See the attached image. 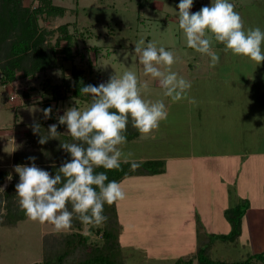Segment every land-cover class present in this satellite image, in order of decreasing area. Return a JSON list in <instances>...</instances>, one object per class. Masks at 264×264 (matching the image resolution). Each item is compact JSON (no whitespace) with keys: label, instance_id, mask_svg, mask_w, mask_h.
<instances>
[{"label":"rangeland","instance_id":"1","mask_svg":"<svg viewBox=\"0 0 264 264\" xmlns=\"http://www.w3.org/2000/svg\"><path fill=\"white\" fill-rule=\"evenodd\" d=\"M55 2L66 6L69 11L63 17L43 22L48 29H55V35L51 37L53 43L61 35L58 27L70 23L69 30L76 33L74 61L80 67L88 71L90 59L92 76L99 83H106L110 76L131 70L140 82L148 84L147 90L142 92L143 98L152 102L163 101L168 108V118L158 128L159 139L144 143L129 140L123 146L125 153L131 152L134 157L157 152L164 155L208 152L211 156L236 152L242 157L239 162H244L240 180L223 170L222 173L228 172L230 178L223 181L219 164L222 165L224 158H210L209 163L217 170L207 180L200 175L196 203L191 201L193 194L192 187L187 184L189 180L177 177L182 171L187 172L185 166L176 167L173 176L168 174L151 182L128 177L124 182L120 181L125 192L118 210L124 224L122 241L126 262L173 264L179 256L192 254L197 220L199 226L205 222L212 233H230L234 227L228 209L244 199L254 210L249 208L244 215L240 237L236 241H218L211 256L234 261L264 252V62L256 66L247 57L225 53L224 45L213 40V49L219 53L220 60L216 67H210L209 57L186 46L178 27L180 0ZM211 2L194 0L191 12L210 6ZM229 2L236 5L235 11L242 17L245 29L260 27L264 30V0ZM71 9L77 12L73 13ZM140 39H144L145 44L153 42L174 53L176 62L171 70L191 83L188 96L195 99V104L187 100L173 103L156 81L143 75V66L134 53L135 43ZM60 62L69 73L72 63L65 62L62 57ZM1 75L0 70V170L11 169L12 179L4 183L7 187L13 182L14 175H18L11 164L14 154L24 147L19 144V135L30 123L42 118V107L36 103L43 98L42 81L61 83L62 69H52L38 78H21L5 85L1 83ZM32 86L38 88L30 90ZM24 91H28L27 94ZM91 99L71 98L57 108L56 115L64 114L73 106L83 111ZM202 181L204 184L200 183ZM4 206L5 203H1L0 219L4 217ZM17 221L15 227L0 225V264L41 262L45 234L70 232L57 233L50 224L29 220L24 212ZM91 236L92 239H101L100 234L92 232Z\"/></svg>","mask_w":264,"mask_h":264},{"label":"clouds","instance_id":"2","mask_svg":"<svg viewBox=\"0 0 264 264\" xmlns=\"http://www.w3.org/2000/svg\"><path fill=\"white\" fill-rule=\"evenodd\" d=\"M193 2L180 0L178 27L186 46L209 57L210 67H216L220 60L219 53L213 49V40L224 45L225 53L247 57L256 66L264 62V30L260 27L245 29L234 3L212 0L210 6L193 13ZM134 53L143 66V75L156 81L173 103L182 100L196 103L188 96L191 83L171 70L176 62L172 51L157 47L153 42L145 44V40L140 39L135 43ZM147 88V82H140L136 73L129 70L110 76L106 83L89 84L80 89V94L91 96L90 105L83 111L77 106L70 107L58 116V124L66 125L67 134L75 141L60 144L70 159L62 162L55 175L38 167L34 156L28 157L30 165L14 167L19 176L15 185L19 207L29 220L50 224L57 233L71 230L74 219L85 228L106 223L105 204L111 206L125 199L121 184L110 181L107 171L120 169L122 162L131 161L132 153L123 151L129 120L140 135L148 136L158 130L169 115L163 101L143 98L142 92ZM41 111L48 119L53 108L49 106ZM57 127V124L49 125L48 135H41L38 143L43 145L49 139H56L60 135ZM31 128L34 134L40 133L38 123L33 122ZM138 166L131 163L133 169ZM98 168L105 171H95ZM11 179L9 175L8 180ZM0 190L4 189L0 187Z\"/></svg>","mask_w":264,"mask_h":264},{"label":"trees","instance_id":"3","mask_svg":"<svg viewBox=\"0 0 264 264\" xmlns=\"http://www.w3.org/2000/svg\"><path fill=\"white\" fill-rule=\"evenodd\" d=\"M0 0V70L1 83L11 84L18 79L38 78L52 69H62L61 83H51L47 79L42 81L41 92L43 98L37 100L42 109L51 106V118H42L37 121L40 133L34 134L30 123L23 134L19 135V144H22L13 157V165H30L28 157H36L35 164L49 171L53 175L63 161L70 159L60 144L73 143L67 134L66 125L58 124L56 110L69 99L89 101L91 96L80 94V89L85 85L98 86L100 83L92 76V63L88 59L89 70L80 67L74 60L73 47L76 45V33L69 30L70 23L60 25L61 35L53 43L51 37L55 29H48L44 21L63 17L69 9L55 0ZM76 13V9H71ZM95 48V47H94ZM60 57L65 62H71L68 69L61 64ZM32 86L30 90H36ZM29 91V90H28ZM28 91H24L27 94ZM63 115V114H61ZM57 124L60 133L56 139H49L47 143H38L40 136H47L49 125ZM138 131L132 127L129 120L126 137L127 141L139 137ZM135 162L139 166L131 167ZM164 163L157 160L144 162L130 161L121 163L120 169L107 171L108 179L120 182L129 176H144L158 174L164 171ZM11 169L0 170V205L5 203L4 213L0 219L1 226L15 227L23 211L19 207L15 185L19 182L18 175H14L13 182L4 187ZM95 171H105L98 168ZM16 178V180H15ZM118 202L109 206L105 204L104 215L106 223L99 227L88 226L85 228L78 219L73 220V226L68 233L51 235L45 234L43 242L44 257L41 262L34 264H128L122 235L124 224L120 218ZM249 208V204L241 201L236 207L228 209L229 219L233 221V230L227 234L202 232V225L198 229V245L192 254L179 256L173 264H264V252L250 254L242 260L226 261L215 259L211 256L218 241H236L242 233V219ZM71 210V205H69ZM12 217H16L15 220ZM89 233H88V232ZM101 235V239H92L91 233ZM49 234V235H48ZM52 242H50V238Z\"/></svg>","mask_w":264,"mask_h":264},{"label":"crops","instance_id":"4","mask_svg":"<svg viewBox=\"0 0 264 264\" xmlns=\"http://www.w3.org/2000/svg\"><path fill=\"white\" fill-rule=\"evenodd\" d=\"M156 139H159L158 138V130L154 131L153 133H151L148 136L139 135V137L137 139H135L134 142L137 141V142L144 143V142H147L150 140H156ZM215 156L219 159H221L222 157L224 158V161L221 160L222 165L219 164V166H221V168H220L221 172H219L221 180L225 181V180L230 179L227 176L228 172H230V174L232 175V178L240 180L239 179V177H241L240 172L242 171V164L244 162L243 163L241 161L239 162V160H241L242 157H241V154H238L236 152L235 153H228V154H224V155L215 154L212 156L208 152H204V153H193V152H191L190 154H176V155H164V153L160 154V152H157L155 154L151 153V154H145L142 156H134L131 158V161H140V162H144V161H148V160L162 161L164 163V166H163L164 171L161 173H158V174L144 175V176H129L128 178H132V179H136V180H138L139 178H144L148 182H151L154 179L156 180L157 177L162 178V176H165L168 174L170 176H173L176 173V167L185 166L187 169V172L182 171L177 177H183V178L189 180V182L187 184H190V186L192 187V194H193V199L191 201L196 203L197 202L196 188L198 186V181H199L200 175L203 176L204 179L206 178V180H207V179H210L209 177H211L213 171L217 170V167L215 165H212L211 163H209V159L212 157H215ZM235 163L236 164L238 163L237 167H236ZM11 165L13 167H15L13 164H11ZM229 166H233V168L230 169ZM223 170H226V171L228 170V172L226 174H224V173H222ZM232 170L235 172L232 173ZM122 181L124 182V180H122ZM123 182L121 184H123ZM174 183L179 184L178 181H175ZM200 183L204 184L203 181ZM169 184H170V181H169ZM177 193L181 194L180 192H177ZM208 193L210 194L211 192L209 191ZM195 207H197V206H195ZM249 208L251 209V207H249ZM226 209H228V208H226ZM251 210H254V209H251ZM247 211H250V210H247ZM198 223H199V221L197 220V224H195V234L193 237L195 239V250H196L197 245H198V238H197L198 229H197V227H200ZM202 223H204V225H202L201 231L212 233L210 230L207 229V225H205V222L202 221Z\"/></svg>","mask_w":264,"mask_h":264}]
</instances>
